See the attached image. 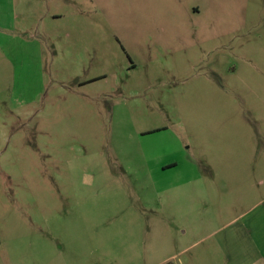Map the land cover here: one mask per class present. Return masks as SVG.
I'll return each instance as SVG.
<instances>
[{
	"label": "rangeland",
	"instance_id": "obj_1",
	"mask_svg": "<svg viewBox=\"0 0 264 264\" xmlns=\"http://www.w3.org/2000/svg\"><path fill=\"white\" fill-rule=\"evenodd\" d=\"M172 186L264 201V0H0V264H161Z\"/></svg>",
	"mask_w": 264,
	"mask_h": 264
},
{
	"label": "crops",
	"instance_id": "obj_2",
	"mask_svg": "<svg viewBox=\"0 0 264 264\" xmlns=\"http://www.w3.org/2000/svg\"><path fill=\"white\" fill-rule=\"evenodd\" d=\"M201 178L200 172H196L185 183L192 184V181H201ZM159 191H161L160 194L170 191L168 194H171L172 215H164L163 218L169 223L172 221V229L177 227L179 231L184 228L183 234L188 233L186 224L175 221L179 210L180 213L183 212L179 217L189 218L185 221L190 225L194 223V233L189 238L194 234L199 235L193 241L176 238L164 243L163 249L168 246L169 253L164 254L166 259L161 264L171 259L172 263L174 261L173 264H264V201L254 205L246 204L245 201L249 199L247 196L251 194L249 192L240 203L242 205L237 204L223 209L224 213L232 209L234 214L231 219L214 220L210 217L213 208L202 186H172V190ZM163 200L160 206L161 211L166 206V199ZM209 228L214 229L209 231ZM207 241L209 244H206ZM200 245L203 247L199 251V256H196L198 253L193 255L191 250ZM183 255L187 257L183 259L181 257Z\"/></svg>",
	"mask_w": 264,
	"mask_h": 264
}]
</instances>
